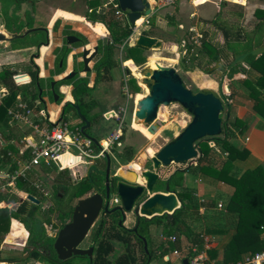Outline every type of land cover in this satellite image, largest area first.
<instances>
[{
  "label": "trees",
  "instance_id": "obj_1",
  "mask_svg": "<svg viewBox=\"0 0 264 264\" xmlns=\"http://www.w3.org/2000/svg\"><path fill=\"white\" fill-rule=\"evenodd\" d=\"M100 3L101 0H93L91 2L95 8L92 10L90 17L94 22L97 21L105 24L112 37L111 42H99L98 44L99 53L102 55L95 63V68L97 71V79L104 80L111 78L113 75V69L120 65L119 61L114 57V53L115 50L119 48V45L125 43L126 39L131 34L132 29L128 24H123L120 19L116 17L115 8L112 5L109 4L106 6L104 3ZM225 3V0H223L220 2V5L224 6ZM99 4L101 6L97 8L96 6ZM221 14L222 10H219L215 13L212 19L203 21L207 25L209 23L217 28V30L221 31L223 41H215V32H211L209 27H205L207 25L203 26V24H199V29L203 34L202 45L192 55L191 60L198 68L203 70H205L206 67L214 65L217 61H220L222 64V70L225 76L222 92L224 94H226L225 92H228L227 98L231 99L229 106L226 107L227 117L223 119L222 123V134L224 137L219 136L199 141L198 144L202 155L197 162L193 163V161H191L188 169H191L195 173L202 172L203 174L224 181L234 187L228 206L231 210L238 212L239 216L237 232L234 240L229 246L230 253L232 252V257L227 261H238L242 259L240 253L238 256H235L234 253L235 248L240 247L241 245H245L247 247V251L250 253L264 250V243L259 238V234L262 232L261 226L264 227V168L257 166L256 168L246 169L242 173H236L234 171L236 169L235 161L244 158L248 151L246 149H238L230 140L232 136L242 133L244 130L242 127L245 125L244 121L238 117L231 119L232 113L236 110L232 100L236 92L235 82L243 81L249 89L248 96L253 100L255 108L264 115V99L260 96L262 90L264 89V53L259 55L249 54L244 61L260 73L255 80H251L247 77V67L244 66L243 63L232 65V62L235 54L250 51L254 48L255 36L264 27V11H256V14L260 16V20L256 23L253 31L250 34L247 32L245 37L239 36L241 34L238 33L239 31H242V26H236L235 21L229 22L230 20L228 21V19H223ZM36 21V0H0V23L4 25V28L8 32L12 34H22L26 30L36 27L35 30L30 31L23 37H15L11 39L10 46L12 49L39 47L41 44L47 42L48 35L46 29L36 26ZM154 22L155 17H152L151 24H154ZM143 32L149 34L148 31ZM80 38L81 40L76 42V44H85L86 38L82 35H80ZM190 48L191 46L188 45V52ZM61 51V56L66 57L69 52V48L64 47ZM145 52L146 51L144 49L126 44L122 51V60L124 62L128 61L142 66V64L147 62L148 59ZM182 52L184 53L185 50L182 49ZM183 61L187 62V59H183ZM31 63L36 68V72L34 71L31 73V79L26 83H18L16 81L17 78L21 81L28 79L27 76H19L23 74L22 71L12 69L8 66L3 67L0 70V82L4 84L9 93L3 98L2 103H0V129L4 130L7 128V131L10 134L6 136L7 141H5V144H1L0 170L6 168L9 163H11V166L8 169L9 172L19 168L17 159L13 158L11 155V153L18 154L19 149L18 145L14 143L15 137L12 135V127L9 124L10 116L8 114V109L16 106L18 100L17 97L20 93L22 96H25L26 99L30 97L27 104L33 106L35 105L34 102L37 99H42L44 92H46L45 80L42 77H37L38 68L34 63L33 58ZM30 67L31 69L26 70V73L32 71V66ZM240 75H243V77ZM75 79L76 77L71 79H60L56 82L55 91L58 93V87L61 84L69 83ZM128 80L134 88L133 92H139L140 86L138 85L136 78L133 75H130ZM91 89L92 88L88 86L87 79H76L73 90L75 102L72 103L71 101H67L65 103L64 122L71 119L68 116L71 113V116L76 118L79 117L75 107L76 104L79 106L83 116L91 122V126L93 125L94 120L96 121L98 119L100 115H98L97 112L92 111L97 105V101L91 97ZM42 107L44 106H42V102H40L37 109L39 110ZM125 130L126 128L124 127V134L115 144L113 151L116 152L117 155L124 161L129 162L133 158L135 147L133 145H126L122 152L118 151L119 143L125 139ZM219 143L222 144L226 155L224 158L219 160L218 165H215L212 162V150L213 147ZM25 156H29V153H25ZM105 171L106 163L101 169L98 167L92 169L91 167L89 168L86 176H83L77 179L75 183H72L68 188L66 195L63 197L67 201V208L62 205L59 191L55 189L54 194L57 199V206L50 207L49 212L52 213L54 211H59L58 216L60 218L63 213L65 216L70 217L73 209L71 204L74 199L81 198L88 192L98 191L105 193ZM35 173L39 174L38 168L36 167L27 172V177H18L16 185L19 189L32 193L40 200V202H43L46 196L41 194L42 192H40V190H38L33 184L32 176L34 178ZM60 174L61 172L57 173L55 176L57 181L60 176L66 174V171H63L62 175ZM181 176L182 173L178 172L173 178V189L177 191V194L181 199V207L176 210L173 219L169 220L167 223L165 216H156L150 221L142 220L138 231H134L123 226L127 233L133 234L134 237L141 242L142 251L146 255L147 259L148 255H151V259L156 256L163 258L165 255L172 252L176 247H179L178 245L180 242L169 241L168 244L165 245L162 241L158 245L159 252L155 254L149 244V240L147 238L148 231H146L145 226L142 225L143 223L148 226L149 223L153 221L158 224H163L165 221L168 227L167 235L173 233L189 234L190 229L184 219L186 216L185 213L191 209L198 210L200 206L205 204L204 201L196 199L192 189L181 186ZM39 177L41 178L40 174ZM67 178L70 177L67 176ZM179 185L180 187H178ZM154 190L164 191V181L160 180V182H158L154 187ZM39 208L40 203H35L19 195L15 191L11 190L10 187H8L4 192H0V235L9 232L11 220L13 218L16 221L12 222V228L13 230H18L15 232L17 235L19 234L18 232H20L19 230L25 231L22 226L29 232L28 241H31V243L35 246L34 250L31 252V257L40 261L42 260L45 264H72L70 260L68 262H56L58 259L53 249L55 235L48 234L47 225L53 224L54 226H57V223H53L51 217H46L44 219L40 218L38 215ZM111 217L113 221L110 230L112 231L107 232V235L101 233L102 223L92 230V239L96 241L92 260L88 257L79 256L78 258L80 259L77 260L76 264H83L82 260L85 259L87 264H135L136 257L129 255L130 250L128 249V242L124 241L125 236L116 230V226H118L117 215H112ZM140 235L145 236L147 239L148 252L144 248V243ZM194 240L195 242H198L199 248L202 249V241L199 238H195ZM1 241L2 238L0 237V243ZM118 243L124 246V250L121 253L116 254V244ZM41 247L45 249V251H51L52 253L50 255H47L46 253L45 255ZM189 256L190 254L186 255V257ZM5 260L14 259L8 258ZM165 262H169V260H166ZM181 264H184V262L182 261Z\"/></svg>",
  "mask_w": 264,
  "mask_h": 264
},
{
  "label": "crops",
  "instance_id": "obj_2",
  "mask_svg": "<svg viewBox=\"0 0 264 264\" xmlns=\"http://www.w3.org/2000/svg\"><path fill=\"white\" fill-rule=\"evenodd\" d=\"M92 1L93 0H36V17H37L36 26L46 29L48 35L47 42L41 44L39 47L12 49L11 46L5 44V47L0 48L2 50H5V53H8V56L11 57V59H13L12 62L5 63L8 65H12L9 66L12 69H20L21 63H26L27 65L32 66V71L28 72L30 74L26 73L25 70L22 71L24 76L28 77L25 83L30 81L31 73H33L36 70V68L31 63L33 58V61L38 68L37 77L38 76L42 77L45 80L46 92H44L42 96L43 100L37 99L34 102L35 105L33 106H30L29 104L28 105L34 108V110L37 112L38 111L44 112V114H46V116H48L55 123H57V121L61 118H62L61 121L63 122V118L65 114V110H64L65 103L67 101H71L72 103L75 102L73 90L75 87L76 79L85 78L88 76L87 77L89 80L88 86L94 88L92 84L93 81L97 78L95 63L102 55L101 53H99L98 44L99 42L109 43L112 41L110 31L107 29L105 24H103L102 22H97V21L94 22L91 20L90 14L92 10L95 8V6L91 4ZM194 1L197 0H178L175 4L160 9L158 11L159 14L156 13L157 17L155 18V22H157V18H159V22H160L159 26L161 27L159 32L162 31L164 32L163 29L165 25L164 17H168V19L172 20L173 23L175 22V25L177 27L180 28L185 27L189 30L194 28L200 30L199 24H203V26L207 25L206 23H204L203 20L212 19L215 14L212 17H207V18L201 15L198 16L194 15L193 17H191L190 21L186 20L185 16L183 17V15L179 14L178 11L181 9V7L185 9V7H187L189 4H193ZM221 1L223 0H219V3ZM225 2L226 3L228 2L233 6V10L231 12L232 15L231 19L236 20V22L238 21L241 22L240 24L241 26H243L247 22V18H249L251 15L254 16L255 12L258 11V9L264 11V0H240V1L225 0ZM103 3L104 1L101 0L100 4ZM100 4L96 7L97 8L100 7L101 6ZM225 9L226 6L221 5V9L219 10H222V14H221L222 16H224L226 12ZM259 20L260 18L256 21V23L259 22ZM186 22L190 23L189 27L186 25L187 24ZM145 26L146 28H148V30L152 31V28L150 27L151 25L150 26L145 25ZM151 31L149 35L157 36L158 38H160L163 41L164 46L166 41L168 47L172 46L174 50L178 47L177 40H175L176 42L174 40L172 41V38L168 36H166L165 39L159 34L152 33ZM260 32L259 33L262 35H259L257 33L258 35L256 34L255 36V40H254L255 45L259 44L264 39V27ZM68 35H75L76 37H78V40L70 44L67 42L66 39ZM80 35L86 38L85 44H76V42H79L81 40ZM6 42L10 44V41H6ZM133 43L134 42L129 44L127 43V45L131 46L133 45ZM125 45H126L125 43H122L121 45H119V48L115 50L114 57L119 61L120 65L116 66L112 72L114 73L115 69H119L121 77L122 78L124 77V81H123L124 84L129 81L128 80L129 74L127 73V67L130 68L129 67L130 62L128 61L124 62L122 60V51ZM95 46H98V52L89 61L88 65L91 67V71L89 72V75H86L87 72L85 73L84 71H82L83 70L82 50L84 47L89 49L90 52L88 55H90L94 51ZM64 47L69 48V52L67 53L66 57L61 56V52H62L61 50ZM19 51L20 52L23 51L25 53L22 58H18L14 56L15 52H19ZM73 55H75L76 61L81 62V66H76V63L74 64ZM60 59L62 61L60 62V66H59ZM244 64L246 63L244 62ZM123 67L126 68L125 69L126 71L123 70ZM174 67L178 70V67L176 66ZM247 68H248L246 73L247 77L250 78L251 80H255L260 73L250 65H247ZM71 71H76V74L73 76L76 77V79L69 83L61 84L58 87L59 92L57 93L55 91L56 82L59 81L60 79H63ZM240 76L243 77V75ZM113 77L114 76L112 75L111 78L104 80L109 81L112 80ZM53 81H54V86H52ZM235 91L236 92H235V96L233 97V103L236 107V112H235L236 117L242 119L245 125H243L242 127L244 129L243 132L232 136L230 140L238 149L240 150L246 149L248 151L247 155L244 158L235 161L236 169L234 171L236 173H242L246 169L256 168L257 166H261L264 168V115L260 111H258V109L255 108L253 100L248 96L249 89L245 82L243 81L235 82ZM55 93L58 94L57 100L55 99ZM260 96H262V98L264 99V89L262 90ZM91 97L97 101V105L92 111L98 112L99 110H101L102 113L101 119H103V121L106 123H109L110 121H112V119H115L113 117L115 113L118 114L116 112L117 109L115 108L116 107L115 105L119 106V109H122L124 106H126L123 104L122 105L119 104L117 97L114 96L110 97L111 101L107 106H102L101 103L98 101L97 96L92 92H91ZM17 98H18L17 100V104H18L19 101L28 103V99L30 97L26 99L25 96H22V94L20 93L18 94ZM129 98H130V94L127 95V101ZM40 102H42V106L44 107L38 110L37 106L38 104H40ZM0 103H2V101H0ZM49 109L51 110L54 109L53 116L49 114L50 111ZM71 115L72 113L68 115L69 118H71L70 120H68L71 123V126L79 125L81 128V125L83 124L82 120L79 117L76 118ZM115 120H117L116 125L112 126V129L110 132H108L107 136L113 130H115L118 123V118ZM9 124L12 127V131H13L12 135L15 137L14 143L18 145V149L20 151V148H23L24 146V142H23L24 137L31 135L33 130L27 124L13 121L11 118ZM7 130H8L7 128L4 130L0 129L1 132L2 131L4 132L5 137L9 134ZM146 130L147 129H145V131ZM1 144H5L4 139L0 140V148H1ZM14 155L18 157L20 156V152ZM72 158L73 157L71 155H68L66 159H62V163L64 167H60V165H58L57 163H52L50 165L42 164L41 166L36 167L38 168V173L41 175V178L39 177V174L35 173L34 178L32 176L33 184L35 182L39 183L40 181H45L46 178H55L57 173H55V175H52L50 173L51 171L50 168L54 164H57V168L55 169L58 170V173L66 171V176L73 178V181H76L77 179L86 176L91 166V164H89V162L91 161L85 160V161H81L79 164L69 163L70 161L68 159L72 160ZM143 158L144 155L142 154L140 160H143ZM139 163L142 164L141 162ZM135 165H137V163L132 162L128 166L134 167ZM0 174L2 175L4 173L0 170ZM14 185L15 184L9 186L13 191H15L13 189ZM181 186L192 189L196 199L199 201H204L205 204L200 206L198 210L191 209L185 213L186 215L185 218L189 219V222H187L186 224L190 229V233L189 234L173 233L179 235V240L177 242L180 243L178 245L179 247L176 248L184 249V247L188 244H196L197 247L199 248L198 242H195L194 240L195 238H199L202 241V249L199 248V250H204V255L207 259V262L227 261L229 258L232 257L231 256L232 252L230 253L229 246L231 242L234 240L235 234L237 232L238 216H239L238 212L231 210V208L228 206L234 187L224 181L203 174L202 172L195 173L191 169H188V167H186L185 171L182 173ZM16 189L18 190L15 191L16 193H18L19 191L21 193L22 192L28 193L24 190L19 189L17 186ZM90 193L92 192H88L85 195ZM219 203H222V206H219ZM13 221L16 220H14L13 218L11 220V227L9 228L10 236L16 238L18 236L19 243L18 244L11 243L6 241L5 239L0 243V264H29L30 260H27L26 262L25 261L26 259L23 257V255L28 250L26 242L28 240L29 232L26 230L25 227L21 225L25 231L19 230L20 232H18L19 234L17 235L15 232H17L18 230H13L12 228ZM261 228H262V232L259 234V238L264 243V227L261 226ZM47 232L48 234H50V231ZM50 235H53V233L51 232ZM205 241H208V245L206 244V246H205L206 243ZM18 247L22 249L18 250L17 249ZM3 252H5L6 254L5 253L1 254ZM239 253L241 255V258H243L245 255L249 254L250 252L247 251V247L245 245H241L240 247L235 248L234 255L238 256ZM8 258L14 260H5ZM38 261L39 260H37V262Z\"/></svg>",
  "mask_w": 264,
  "mask_h": 264
},
{
  "label": "water",
  "instance_id": "obj_3",
  "mask_svg": "<svg viewBox=\"0 0 264 264\" xmlns=\"http://www.w3.org/2000/svg\"><path fill=\"white\" fill-rule=\"evenodd\" d=\"M116 1L120 9L126 12L130 25H133L136 20L142 18L144 15L150 14L154 5L152 0ZM35 29L36 27H33L22 34H12L0 30V40L11 41V39L23 37ZM66 39L68 43L72 44L78 40V37L68 35ZM134 46L149 51L162 48L163 41L157 36L140 32L134 40ZM89 52L90 50L85 47L82 50V71L85 73L91 71V67L88 64L97 54L98 46L94 47V51L90 55H88ZM262 53H264V39L250 51L235 54L232 65L244 63L249 54L259 55ZM210 69L215 70L221 76L219 88L223 90L224 76L221 62L217 61L214 65L206 67L205 71H209ZM127 73L129 75L132 74L128 67ZM140 73L142 74V82L148 88V93L136 101L134 119L137 122L145 124L150 127L152 132H156L159 127L156 121L160 107L172 103L180 104L192 118L179 133L160 147L154 155L149 156L152 168H143L142 166L143 169L140 172V175L144 178V182L138 181L137 171L129 172L133 175L134 180L119 173L116 176L122 179L113 188L114 184L110 176L111 154H106L105 194L95 191L78 199L74 206L72 220L59 228L55 235L53 249L59 259H67L73 254L92 256L94 246L81 248L78 245L89 233L91 227L100 216L101 210L104 213L119 211L121 214L120 224L123 220H126L127 213L132 212L136 217V223L132 227L134 231H138L142 220L150 221L156 216H165L168 221L173 219L174 213L181 207V199L177 191L172 190L170 187V182L173 179L171 178L172 175L165 176L167 168L174 164L186 166L191 161L198 160L202 155L198 142L203 139L219 137L223 132V118L221 114L225 106L227 107L230 104V99L227 96L224 99L217 91L211 88L194 91L188 87L184 78L174 66L160 65L159 63L153 64L149 59L142 65ZM75 74L76 71H71L64 78L71 79ZM52 86H54V81L52 82ZM55 99H58L57 93H55ZM75 107L83 122L81 130L96 145H99L98 139L87 131L91 127V122L83 116L77 104ZM56 162L60 165L59 160ZM181 168L180 170L182 171L186 167ZM159 180H166L164 191L154 190ZM111 189L115 190L120 204L111 206L110 197L113 192H111ZM142 196L145 197L140 201ZM25 198L35 203H40V200L32 193H27ZM140 237L143 240L145 250L148 252L146 237L143 235H140ZM5 240L11 243H19V239L16 237L7 236ZM32 248L27 250L23 255L24 258L29 257L33 250ZM183 262L184 264H189L187 258H184Z\"/></svg>",
  "mask_w": 264,
  "mask_h": 264
},
{
  "label": "rangeland",
  "instance_id": "obj_4",
  "mask_svg": "<svg viewBox=\"0 0 264 264\" xmlns=\"http://www.w3.org/2000/svg\"><path fill=\"white\" fill-rule=\"evenodd\" d=\"M103 1L105 2L107 0H103ZM235 1H240V0H235ZM224 6H226V9H225L226 12H225L224 16H222V18H225V19L228 18V21L230 20L229 22H231V21L236 22V20L231 19V17H232L231 12L233 10V6L228 2L225 3ZM219 9H221V5L219 3V0H197V1H194L193 4H189L187 7H185V9H183L181 7V9L178 12L180 15H183V17L185 16L186 20L190 21L191 17H193L194 15H196V16L201 15V16L206 17V18L212 17L217 11H219ZM260 10L261 9H258V11H260ZM82 12H83V9H82ZM155 13L152 15V17L156 18L157 16ZM157 13L159 14V12H157ZM259 17L260 16L258 14H256V12H255L254 16L251 15L249 18H247V22L244 25L242 24L243 25L242 28L245 30L242 29L241 32L239 31L238 33L241 34L239 36L245 37L247 32L250 34L251 33L250 31H252L254 29V25H255L256 21L259 19ZM164 18H165V22H164L165 25L163 27V29H164V32L162 31L163 33L159 32L161 29V27L159 26L160 25L159 18H157V22H154V24H151V22L148 24V26L151 25L150 27L152 28V31L148 30V28H146V26H144L143 31H148L149 34L151 31L152 33L159 34L160 36H162L164 38L166 36L171 37L172 41L177 40V42H178L177 46L178 47L174 50L172 48V46L168 47V44L165 41V46L163 45L162 48L146 51L145 55L147 56V58L149 60H151V62L153 64L159 63L160 65H171V66L178 67V72L184 78L188 87L191 88L192 90L198 91V90L203 89V88H211V89H214L215 91H217L222 96V98L225 99L226 96L228 95V92H225L226 94H224L222 92V90H220L218 83L221 79V76L216 71H212L211 69L209 71H205L203 69L198 68L195 65V63L192 62V60H191L192 56L190 57L189 60H187V62L183 61V59H187L189 56L186 57L182 54L181 43L183 42V40L185 38H187L188 34L190 33V31L192 29L189 30L185 27L184 28L177 27L175 25V22L173 23V21L168 19V17H164ZM240 24H241V22H239V21L236 22V26L240 27L241 26ZM186 25L189 27L190 23H187ZM206 27H209L211 31L215 32L214 33V35H215L214 40L215 41L216 40H219V41L223 40V36L221 35V31L217 30V28H215L211 24H209ZM0 30L7 31L4 28V25L2 23H0ZM191 32H193V31H191ZM242 33H243V35H242ZM260 33H258V34L262 35ZM5 44L10 46V44L8 42L0 40V48L5 47ZM24 54L25 53L23 51H21V52L19 51V52H15L14 56H16L18 58H22L24 56ZM73 56H74V58H73L74 64L76 63V66H81V62L76 61L75 55H73ZM12 60L13 59H11V57L8 56V53H5V50L0 49V70L6 66H8V67L12 66V65L5 64L7 62H12ZM61 61L62 60L60 59L59 66H60ZM184 65H186V66H184ZM243 65L247 67L248 64L246 65L243 63ZM129 67L131 69V73H132L131 75H134V77L137 80L138 85L140 86L139 92H137V93L133 92L134 88L129 81L127 82V84H128V92H127V90L125 88V84L123 83L124 77L123 78L121 77L119 69L114 70V73H113L114 77L112 80H109V81L104 80L103 81V80H98L96 78L93 81L92 85L94 86V88L91 89V92L97 96V99L101 103L102 106L109 105V103L111 101V98H110L111 96L117 97L119 104L126 105V107L124 106L127 109L126 117H125V124H124V127L126 128L125 139L119 143V145H118L119 150L118 151L122 152L126 145H133L135 147V150L133 152V158L129 162L124 161L122 158H120L117 155L116 152H114L112 150V152H111L110 176L111 177L116 176V175H119V173H120L123 176L125 175L127 178L134 180L133 175L131 173H129L131 171L133 172V169L130 168L128 165L131 162H141L143 168H150L149 156L154 155L156 153V151L158 149H160V147H162L165 143H167L169 140H171L177 133H179L187 125V123L191 120L192 116L180 104L172 103L170 105H164L165 107H167L166 108V111L168 113L167 117L164 118L159 113V116H158L157 121H156L157 124L159 125V127H158L156 132H152L150 130V127L146 126L145 124H143L141 122H137L134 119V114H135V110H136V101H138L141 97H143L144 95H146L148 93V88L145 87L146 85L141 81L140 69L142 66L135 65V64L133 65V63H130ZM30 69H31L30 65H27L26 63H21V68L17 69V70L18 71H23V70L26 71V70H30ZM125 69L126 68L123 67V70H125ZM247 70H248V68H247ZM86 75H89V72H87ZM19 76H24V74L19 75ZM223 76H224V73H223ZM87 77H85V79L88 80ZM129 77H130V75H129ZM224 78H225V76H224ZM16 81L18 83H23V82L25 83L26 80L21 81L17 78ZM88 82H89V80H88ZM1 84L4 86L3 83H1ZM7 91H8V89H7ZM129 94H130V98L127 101V95H129ZM230 101H231V99H230ZM115 106H116L115 108L118 110V115H114L113 117L115 119H117L119 116L123 115L124 110L119 109V106H117V105H115ZM49 110L51 111V112L49 111V114H51L53 116L54 115V109H52V110L49 109ZM235 112H236V110L234 111L231 119H234V117H236ZM97 113L100 116L98 117V119L96 121L94 120V122H93L94 126L92 125L91 127H89L87 129V131L90 134L94 135V137H97L99 140H102L107 136L108 132L111 131L112 126L116 125L117 120L112 119V121H110L109 123H106L103 121V119H101V114H102L101 110H99ZM221 116L223 119H225L227 117L226 106H225V109H224L223 113L221 114ZM96 123H97V125H96ZM70 125H71V123H70ZM141 127H143V128H141ZM145 129H147V130L145 131ZM20 133H21V131H20ZM123 134H124V129H123ZM220 137H224L223 134H221ZM3 139L5 141H7L6 137L4 136V132L0 131V140H3ZM212 153H213V155H212L213 161L212 162L214 164H217V165L219 163V160L224 158L226 155V153L224 152V149L222 147V144H220V143L216 144L213 147ZM142 154H144V158H143V160H140V157ZM93 161L96 163H93L91 161L93 163L92 164L91 162H89V164H91L92 169H95L97 167L99 169H101L106 163V160L104 158L93 159ZM197 161L198 160H194L193 163H195ZM8 166H9V164L5 168V170H4L5 172L8 171L7 170ZM172 166H173V168L181 167V166L176 165V164H174ZM55 168H57V164L52 165L50 168V170H51L50 173L52 175H55V173H58V170ZM65 179H66V182L69 179V180H71V182L69 181L70 184L73 183L72 182L73 178L65 177ZM137 179L139 182H144V178L140 175V173H138ZM6 180H7V175L5 173L2 175L0 174V187L4 184L3 182ZM57 182L58 181L56 180V178H46L45 181H40L38 183V185L41 187V189H38L34 185L38 190H40V192H42L41 194H44L46 196L45 200L43 202L41 201L42 203L40 202V208L38 210L39 217L43 218V219L46 217H51L52 222L57 223V226L53 225L52 228L50 227V224L47 225L48 231H50V234L52 232L53 235H56L57 230L61 227V225L63 223L61 218L58 216L59 211L58 212L54 211L52 213L49 212L50 207L57 206V199L55 197V194H54L55 191L54 190L56 189L59 191V193H62L61 192L62 189L60 188V186H58ZM172 182H173V180H172ZM55 183L57 184V186ZM14 184L15 185L13 186V189L15 191H18L16 189V186H17L16 182ZM178 187H180V185ZM2 190L3 189L1 188L0 191L2 192ZM6 190L7 189H5V191ZM113 192H114L113 194H115V190H113ZM20 193L21 192L19 191L18 194L23 196V197H25L27 194L25 192H22L21 194ZM102 194H104V193H102ZM146 194H147V192H146ZM87 195H89V194H87ZM87 195H85V196H87ZM145 196H142L140 198V201ZM60 199H61L62 205L67 208V206H68L67 201L61 197H60ZM78 199H80V198L74 199L72 201L71 205L72 206L75 205L77 203ZM116 204H120V203H116ZM99 217L95 221L93 228H91L88 236L85 238V240L81 243L80 246L86 247L91 243V239H90V237H92L91 233H92V230L99 225L100 220H101ZM111 218L110 217L106 218V223L108 222L109 225L111 223ZM135 219H136V217L132 212L127 213V218L123 222L124 226L128 227V228H132L135 225ZM184 219H185L186 223L189 222V219H186L185 217H184ZM167 222H168V220L166 219V223ZM106 223H104L105 225L103 224V226L101 227V233H104L105 235H107V232L112 231V230H110V226L107 225ZM166 223L164 221L163 224H158L157 222L153 221V222L149 223L148 226L144 225V223L142 224L143 226H145L146 231H148L147 238H148L149 244L151 245V248L154 250L155 254H157L159 252L158 245L162 241L165 243V245L168 244V242L164 238V237H167V235H165V234L168 233L167 232L168 227H167ZM127 225H129V226H127ZM10 227H11V224H10ZM116 230H118L122 235L125 236L124 241L128 242V249L130 250L129 255H133L136 257L135 264H148L147 263L148 259L142 251L141 242H139L134 237L133 234L127 233L125 231V229L123 228V226L122 227L116 226ZM7 236H10V231L0 235V237L2 238V241ZM26 245H27L28 250L32 247H33L32 249L34 250V245L31 243V241L29 242L27 240ZM17 249L20 250L22 248L18 247ZM41 249L43 251L42 247H41ZM123 250H124V246L122 244H120V243L116 244V251H115L116 254L121 253ZM4 253L5 252H3L1 254H4ZM45 253H47V251H45ZM184 253H185V251L183 252V254ZM30 255H29V257L25 258L26 262H27V260H30L29 264H45V262L42 260L41 261L39 260L37 262V259L31 257ZM167 255H170V257H171V259H168L169 262H165L167 260L166 255H165L163 258H159L158 256L154 257L149 264H181V258L176 257L172 252H170ZM78 259H80V258H76L75 262H72V263L76 264ZM82 263L87 264L86 259L82 260Z\"/></svg>",
  "mask_w": 264,
  "mask_h": 264
},
{
  "label": "built area",
  "instance_id": "obj_5",
  "mask_svg": "<svg viewBox=\"0 0 264 264\" xmlns=\"http://www.w3.org/2000/svg\"><path fill=\"white\" fill-rule=\"evenodd\" d=\"M154 5L152 6L151 13L142 17V22L137 23V20L133 25H130L128 17L125 11H122L116 0H107L104 5H112L115 8V14L123 24H128L132 29L131 34L126 39L125 44L134 42L135 38L140 32H143V27L151 22L152 15L158 12L160 9L175 4L178 0H152ZM155 13V14H156ZM193 31V32H191ZM190 31L187 38L181 43V49L185 52L184 56H189L187 60L197 51L202 45L203 34L200 30L194 28ZM137 34V35H136ZM134 45V43H133ZM188 45L191 46L188 52ZM125 88L128 91L127 82ZM8 95L7 89L0 82V101ZM126 107V106H125ZM123 107L124 113L118 117V123L108 136L99 141V145H96L92 139L87 137L81 130L79 125L71 126L70 122H53L44 112L35 111L34 108L28 106L26 102L19 101L14 107L8 109V114L13 121L22 122L32 128L31 135L24 137L23 148H20V156L11 155L17 159L19 168L9 172L11 163H9L8 171L5 172V168L1 171L7 175V180L4 181L0 187L5 191L10 185L14 184L18 177H27V172L34 167H39L42 164L50 165L61 162L60 167H64L62 159H66L68 155H71L72 160L68 159L73 164H79L81 161L93 159H101L106 154H111L115 144L120 140L123 135V129L125 124V117L127 109ZM25 153H29V156H25ZM66 156V157H65ZM64 157V158H63ZM69 165V164H68ZM7 167V166H6ZM34 185L41 189L38 183ZM111 202H119V198L116 194L111 197ZM222 206V203H219ZM53 227V224H50ZM167 242H177L179 235L170 234L164 237ZM208 245V241H205ZM185 253L183 254V252ZM172 253L181 258V263L184 258L188 259L189 264H264V250L257 251L255 253H249L238 261H210L204 255V250H199L196 244H188L184 249L175 248ZM190 254L189 257H186ZM166 259H171L170 255H166Z\"/></svg>",
  "mask_w": 264,
  "mask_h": 264
},
{
  "label": "flooded vegetation",
  "instance_id": "obj_6",
  "mask_svg": "<svg viewBox=\"0 0 264 264\" xmlns=\"http://www.w3.org/2000/svg\"><path fill=\"white\" fill-rule=\"evenodd\" d=\"M238 64V63H237ZM225 79V78H224ZM224 83V82H223ZM117 113H118V110L116 111ZM114 115H118V114H114ZM113 115V116H114ZM190 165V164H189ZM188 164H186V166H184V167H188L189 166ZM170 167V166H169ZM181 167H183V166H181ZM181 167H175V168H173V166H171L170 168H167V170H166V172H165V176H171L172 175V177L171 178H174L175 176H176V174L178 173V172H180V173H183L184 171H185V169L184 170H180V169H182ZM150 168H152V163L150 162ZM63 174V172L60 174V175H62ZM65 177H67L66 176V174L65 175H62V176H60L59 177V180H58V182H57V184H58V186H60V188L62 189V193H59V195L61 196V198H63L64 197V195H66V192H67V190H68V188L71 186V184H70V182H71V180H67V182H66V179H65ZM122 178H119V177H117V176H112L111 177V181H112V183L114 184V186H113V188L116 186V183L119 181V180H121ZM124 181H127V180H125V179H123ZM173 180V182H174V179H172ZM172 180H171V182H172ZM70 181V182H69ZM164 181V180H163ZM72 182H75V181H72ZM158 182H160V180L158 181ZM157 182V183H158ZM170 182V187H171V189L172 190H175V189H173V182L171 183ZM156 183V184H157ZM57 184H56V186H57ZM156 186V185H155ZM164 187L166 188V180L164 181ZM113 191V189H111V192ZM113 193L114 192H112V194H111V197H112V195H113ZM105 194V193H104ZM111 197H110V201H111ZM117 203H120V200H119V202H117ZM76 205V204H75ZM75 205H73V209H72V213H71V216L70 217H67V216H65V214L63 213L62 214V216H61V220L63 221V223H62V225H61V227H63L66 223H68L69 221H71L72 220V216H73V210H74V206ZM112 205H116V203H113V202H111V206ZM116 213V214H115ZM112 215H117V223H118V227H122V226H124V224H123V222H124V220H123V222L120 224V220H121V214H120V212L119 211H116V212H114V213H104L103 212V210H101V212H100V223H102V226H103V224L104 223H106V218L107 217H110L111 218V216ZM66 219V220H65ZM112 218H111V223H110V225L108 224V222L106 223L107 225H109L110 227H111V224H112ZM142 222V221H141ZM99 223V224H100ZM135 223H136V219H135ZM141 224V223H140ZM105 225V224H104ZM60 227V228H61ZM91 228H93V226L91 227ZM131 229V228H130ZM91 230V229H90ZM131 230H133V229H131ZM90 232V231H89ZM89 234V233H88ZM88 234L85 236V238L88 236ZM104 234V233H103ZM85 238H84V240H85ZM90 239H91V243L88 245V246H86V247H82V246H80L81 245V243L84 241H82L78 246L79 247H81V248H89V247H91V246H94V249H95V246H96V241L95 240H92V237H90ZM43 251H44V254L46 255V253H45V249H43ZM55 252V251H54ZM52 252L51 251H48L47 252V255H50ZM93 253H94V250H93ZM93 253H92V256L90 257V256H88V255H71V256H69L67 259H64V260H62V259H59L58 258V255L56 254V257H57V259L58 260H56V262L57 261H71V262H75V259L76 258H78L79 256H83V257H88L90 260H92V258H93ZM151 255H148V264L151 262ZM73 264V263H72Z\"/></svg>",
  "mask_w": 264,
  "mask_h": 264
},
{
  "label": "bare ground",
  "instance_id": "obj_7",
  "mask_svg": "<svg viewBox=\"0 0 264 264\" xmlns=\"http://www.w3.org/2000/svg\"><path fill=\"white\" fill-rule=\"evenodd\" d=\"M141 20H143L142 18H140ZM140 19H138L137 20V23H141L142 21L140 20ZM140 75H141V81H142V74L140 73ZM146 87V86H145ZM142 98V97H141ZM166 108L167 107H165L164 105H162L161 107H160V109H159V113L161 114V116H163L164 118L165 117H167V111H166ZM159 113H158V116H159ZM144 155V154H143ZM132 163V162H131ZM137 163V165H135L134 167H130V168H132L133 169V171H137L138 173H140L141 171H142V164H140L139 162H136ZM134 164V163H133ZM133 164H132V166H133Z\"/></svg>",
  "mask_w": 264,
  "mask_h": 264
}]
</instances>
